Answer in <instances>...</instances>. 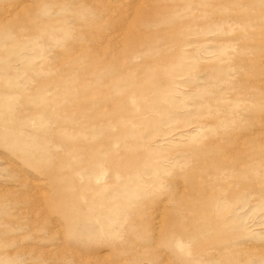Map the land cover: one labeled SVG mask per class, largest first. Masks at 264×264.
<instances>
[{"label":"rangeland","instance_id":"obj_1","mask_svg":"<svg viewBox=\"0 0 264 264\" xmlns=\"http://www.w3.org/2000/svg\"><path fill=\"white\" fill-rule=\"evenodd\" d=\"M0 264H264V0H0Z\"/></svg>","mask_w":264,"mask_h":264}]
</instances>
